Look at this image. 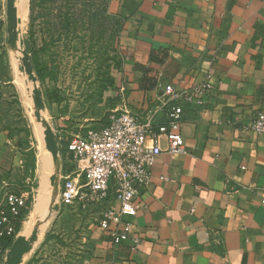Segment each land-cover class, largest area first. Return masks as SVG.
Listing matches in <instances>:
<instances>
[{"label": "crops", "instance_id": "0c3cea01", "mask_svg": "<svg viewBox=\"0 0 264 264\" xmlns=\"http://www.w3.org/2000/svg\"><path fill=\"white\" fill-rule=\"evenodd\" d=\"M110 10L122 19L116 109L145 114L158 75L212 88L184 107L185 153L158 157L125 218L137 249L99 229L86 264H264V136L249 129L264 111V0H110ZM1 125L0 160L14 139Z\"/></svg>", "mask_w": 264, "mask_h": 264}, {"label": "rangeland", "instance_id": "374dc122", "mask_svg": "<svg viewBox=\"0 0 264 264\" xmlns=\"http://www.w3.org/2000/svg\"><path fill=\"white\" fill-rule=\"evenodd\" d=\"M10 4H13V0H0V99L3 106L0 120L2 128H8L14 139L6 146L1 156L0 182L4 181L13 191L27 194L28 205L22 225L38 192L41 191L53 206V213L42 239L23 264H28L32 260V264H86L87 259L94 253L92 245L95 242L94 233L99 230L95 219L100 211H95L94 216L85 217L83 214L76 215L75 212L63 210L60 204V188L62 176L68 168L61 155L65 150V142L72 135L107 125L110 116L116 110L120 99L119 79L123 73V54L118 44L120 34L116 36L114 28H106L103 38L98 41L97 35L89 42L72 41L76 43L79 51L69 56L65 53L63 41L57 43L54 56H50L49 50L42 51L38 58L39 62L53 60L57 64L54 69V81L47 80L42 86L33 72L32 57L26 48L29 15V0H26L19 45L28 72L34 75L36 82L35 103L41 109L50 132V136L45 139L44 148L56 156L48 172L51 179L48 180L47 186L40 189V175L47 172L43 171L38 162L40 146L34 136L33 119L27 100L19 87L20 79L17 72L19 69L13 66L17 51L10 42L8 30L11 18ZM110 14L112 20H117L114 10H110ZM87 31L86 27L80 28L78 35L82 36L83 32ZM37 36L35 41L42 46L41 40L45 38L46 33L41 32ZM86 38L88 39V36ZM79 48L85 50L81 51ZM106 80L112 84L107 85ZM45 89L59 92L62 96L61 103L46 105ZM43 222L44 219L37 224L36 229H39ZM18 233L7 247L0 264H7L11 259L10 264L16 263L19 255L13 250L12 245ZM7 255L10 257L8 260Z\"/></svg>", "mask_w": 264, "mask_h": 264}, {"label": "built area", "instance_id": "2783aa9c", "mask_svg": "<svg viewBox=\"0 0 264 264\" xmlns=\"http://www.w3.org/2000/svg\"><path fill=\"white\" fill-rule=\"evenodd\" d=\"M211 88L209 80L180 88L158 75L156 95L145 114H132L122 101L107 125L72 135L66 158L73 169L62 176L61 206L91 216L100 211L95 219L97 227L109 236L112 245L130 242L136 250L140 239L132 234L133 225L125 218L136 215V200L149 186L158 157L185 153L181 133L184 107L201 105ZM249 129L264 136V111L254 114ZM27 205L26 193L0 182V242L15 238Z\"/></svg>", "mask_w": 264, "mask_h": 264}, {"label": "trees", "instance_id": "16d2710c", "mask_svg": "<svg viewBox=\"0 0 264 264\" xmlns=\"http://www.w3.org/2000/svg\"><path fill=\"white\" fill-rule=\"evenodd\" d=\"M110 0H29V15H28V38L27 51L31 54L33 72L37 81L44 86L48 80L54 81V69L57 67L55 61L39 62L40 53L44 50H49L50 56H54L55 47L59 41L64 42L63 48L67 56L78 53V46L76 47V40L81 42H88L93 40V36L97 35L96 41L103 38L105 29L114 28L116 36L121 33L122 19L117 17V20H112V15L109 12ZM87 28V32H83L82 36L78 35L80 28ZM46 33L45 38L41 41L42 46L36 43L37 35L39 33ZM88 36V39L86 38ZM72 41H74L72 43ZM84 51L83 48H79ZM108 67V66H107ZM107 85L112 83L106 80ZM155 85V84H154ZM106 89V88H102ZM44 98L46 105L60 104L62 96L59 92L53 89L44 90ZM67 142H65V150L61 157L65 160L64 174L72 171L73 165L67 163ZM63 208V207H62ZM63 210H67L64 209ZM72 212L71 210H68ZM74 213V212H73ZM75 214H83L88 217L89 214L82 212H75ZM88 215V216H86ZM81 218V217H80ZM82 219V218H81ZM21 225L18 224L16 228V235L20 230ZM13 239L0 242L2 251L0 253V260L5 253L9 244ZM33 260L28 264H32Z\"/></svg>", "mask_w": 264, "mask_h": 264}, {"label": "bare ground", "instance_id": "6f19581e", "mask_svg": "<svg viewBox=\"0 0 264 264\" xmlns=\"http://www.w3.org/2000/svg\"><path fill=\"white\" fill-rule=\"evenodd\" d=\"M10 6L11 18L8 24V30L10 34V42L17 51V56L13 66H15L16 69H19V71L17 70L20 79L19 87L21 92L24 94L25 99L27 100L26 102L28 104V109L33 119L34 136H36L35 138L38 140V144L40 146V156L38 158V162L42 166L43 171L47 172L40 175L39 188L42 189L47 186L48 180L51 179L50 175H48V172L51 170L50 164L52 161H54L56 156L54 153H52V151H46L44 148L45 139L50 136V132L47 127L48 124L46 125L47 122L41 109L35 103L37 100V94L34 91L36 82L34 80V75L28 72V67L21 50V45H19L21 26L25 18L26 0H13V4H10ZM52 209L53 206L50 200L47 199V197L44 196L41 191L38 192V195L36 196L34 203L32 204L30 211L26 216L22 228L18 233L14 245H12L13 250L19 255L15 264H23L32 254L36 244L42 239L49 225L50 217L53 213ZM42 219H44L42 226L39 229H36L37 224H39ZM9 258V255H7L6 260ZM11 260L7 264H10Z\"/></svg>", "mask_w": 264, "mask_h": 264}]
</instances>
